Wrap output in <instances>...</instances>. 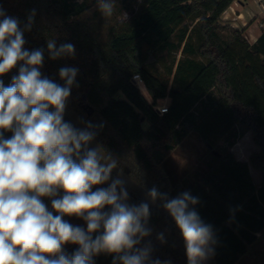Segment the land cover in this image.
Segmentation results:
<instances>
[{"label":"trees","instance_id":"trees-1","mask_svg":"<svg viewBox=\"0 0 264 264\" xmlns=\"http://www.w3.org/2000/svg\"><path fill=\"white\" fill-rule=\"evenodd\" d=\"M241 1L142 0L131 17L112 27L103 40L98 28L82 19L91 9L86 2L0 0V7L17 18L21 28L35 10L31 30L24 32V47L45 50L42 75L62 86L58 70L64 66L79 69L66 105L85 127L89 122L100 126L95 129V140L140 186L147 191L156 187L173 198L167 155L190 134L198 136L214 154L208 168L185 192L199 198L195 208L216 233V264H239L264 239V31L251 45L238 30L221 25L227 11ZM48 39H55L57 45L72 43L74 58L51 60ZM179 52L183 58L175 60L169 70L173 77L170 86L151 67ZM16 75L13 68L0 80L7 87ZM135 76L143 80L151 101L134 82ZM166 100L168 113L160 115L159 104ZM64 120L69 122L65 116ZM238 124L252 131L260 148L250 158L252 167L262 174L259 188L248 163L237 161L230 150L217 152L218 143L227 137H233L231 147L237 143ZM11 135L4 132L5 139ZM111 178L116 177L111 174ZM109 183L111 179L103 185ZM127 191L129 204L144 202ZM49 211H53L51 207ZM150 212L148 226L152 232L141 246L150 241L152 258L162 264H188L175 222L152 207ZM159 234L163 240L157 238ZM77 248L71 244L65 251L71 254ZM94 262L113 264V256L100 254Z\"/></svg>","mask_w":264,"mask_h":264},{"label":"clouds","instance_id":"clouds-1","mask_svg":"<svg viewBox=\"0 0 264 264\" xmlns=\"http://www.w3.org/2000/svg\"><path fill=\"white\" fill-rule=\"evenodd\" d=\"M116 5L117 0H96L105 18L114 15ZM34 16L35 10L21 28L0 7V76L22 62L9 86L0 80V264H95L100 254L112 255L113 264H162L152 258L150 241L141 246L152 232L149 203L129 204L122 172L111 178L118 161L101 146L89 147L100 126L89 122L78 129L64 120L79 69L61 67L62 86L42 75L45 50L24 47ZM47 52L51 60L74 58L75 46L48 39ZM4 132L11 137L5 139ZM110 179L107 187L92 191ZM147 196L160 201L174 220L188 264L214 256L216 233L196 210L198 197L183 192L169 198L156 187ZM42 197L51 198L53 211ZM65 216L82 219L86 229ZM157 238L163 240V234ZM68 244L78 248L68 254Z\"/></svg>","mask_w":264,"mask_h":264},{"label":"rangeland","instance_id":"rangeland-1","mask_svg":"<svg viewBox=\"0 0 264 264\" xmlns=\"http://www.w3.org/2000/svg\"><path fill=\"white\" fill-rule=\"evenodd\" d=\"M141 1L142 0H117L114 15L111 18H105L96 10V0H79V2H86L91 7L82 19L89 23L90 26L98 28L103 40L107 38L112 27L116 26L119 22L128 20L131 17L132 12L137 10ZM241 3H248V5L243 8ZM241 3L236 2L233 4V6L223 16L221 25L226 27L228 30H238L251 45H254L255 43L252 39V34L246 33L241 24H239V21L235 20V18H237V16H235V12L237 15L239 12H246L248 13L249 19L256 16L253 21L250 22V25L255 24L253 29L254 32H260L262 34L260 23L264 20V0L260 2L259 0H243ZM261 5H263V7ZM259 6H261V8H259ZM261 9L263 13H259V10ZM232 24L235 27H233ZM190 25L193 26L191 23ZM224 36L226 39L229 38L228 33H225ZM194 42L197 45L196 37H194ZM181 58H183V54L181 52L174 53L165 59L161 58L158 63L153 64L151 67L152 72L157 74L163 81L169 82V85L171 86L173 77L169 75V70L173 68L175 60L177 62ZM195 58L197 60H203L199 56H196ZM140 90L144 96L151 101L145 87L140 88ZM168 104L169 101L166 100L161 102L159 107L164 108L165 106H168ZM144 128L147 129L148 125L145 124ZM235 135L238 140L234 146L231 147L230 144L233 137H227L218 143L217 152L222 153L230 150L234 154L236 160H247L250 163V158L254 154L260 152L259 146L254 141L252 131H250V129L245 125L238 124ZM167 156L166 167L167 171L171 175L172 183L174 185V198L180 193L185 192L190 187L192 181L195 180V177L202 174L208 168V164L212 161L214 154L206 147L198 136L190 134L189 138L177 150ZM259 174L262 177L261 172L258 171L257 175ZM97 187L106 186H94L92 191H95ZM46 198L47 197H42V200L44 201ZM67 221L74 226H80L86 229V222L82 219L70 217ZM70 245L71 244L66 245L65 250ZM239 264H264V239H262L260 243H256L251 254L242 259Z\"/></svg>","mask_w":264,"mask_h":264},{"label":"water","instance_id":"water-1","mask_svg":"<svg viewBox=\"0 0 264 264\" xmlns=\"http://www.w3.org/2000/svg\"><path fill=\"white\" fill-rule=\"evenodd\" d=\"M22 62L18 63L15 67L16 71L19 72V67L21 66ZM83 100H86V97H83ZM89 114L91 115L93 113V110L91 108L88 109ZM64 116L68 119V121L75 127L78 129H82L85 128V126L81 123V121L79 120V118L75 115V113L66 105V109H65V113ZM99 146V144L97 143V141L94 139L89 147L90 148H95ZM122 172V179L125 180V186L131 190V192H133L134 194H136L142 201L144 202H148L149 206L152 207L153 209H155L157 212L161 213L162 215H164L166 218H168L169 220H171L172 222H174V220L172 219V217L170 216L169 213H167L163 207L161 206V202L160 201H156L155 203H152L151 200L149 199V197L147 196V190L145 188H143L142 186H140L138 183H136L134 180H132L129 176H127L119 167H117L116 169H113L112 174L116 177L118 173ZM205 264H216L215 260H214V256H211L209 259H207L205 261Z\"/></svg>","mask_w":264,"mask_h":264},{"label":"crops","instance_id":"crops-1","mask_svg":"<svg viewBox=\"0 0 264 264\" xmlns=\"http://www.w3.org/2000/svg\"><path fill=\"white\" fill-rule=\"evenodd\" d=\"M262 1V0H259V2ZM238 3H241V2H238ZM249 3V2H248ZM248 3H241L242 7L244 8V6H247ZM263 7V5H261ZM261 6H259V8H261ZM263 9V8H262ZM259 10V13H263V11ZM264 10V9H263ZM235 16H237V18H235L236 21H239V24H241L243 30H245L246 33H249V34H252V39L254 41V43H256V41L259 39V37L261 36V33L260 32H254V25H250V22L253 21V19L256 17L254 16L253 18L251 17L250 19L248 18V13H244V12H239V14L237 15L236 12H235ZM233 27H235L233 24H232ZM254 34V35H253ZM239 162H242V163H248L249 164V167H250V173L252 175V178H253V181H254V184L257 188H259L262 184V177L261 175H257L258 174V171L255 170L249 163V161L247 160H237ZM257 175V176H256ZM48 209L51 207V198H46L44 201H43ZM261 241L257 242V243H260ZM254 247V246H253Z\"/></svg>","mask_w":264,"mask_h":264},{"label":"built area","instance_id":"built-area-1","mask_svg":"<svg viewBox=\"0 0 264 264\" xmlns=\"http://www.w3.org/2000/svg\"><path fill=\"white\" fill-rule=\"evenodd\" d=\"M260 28L262 29V31H264V20L263 22L260 23ZM133 80L139 88L144 87V82L140 76H135ZM168 109H169L168 106H165L164 108L158 107V112L160 113V115H164L168 113Z\"/></svg>","mask_w":264,"mask_h":264}]
</instances>
